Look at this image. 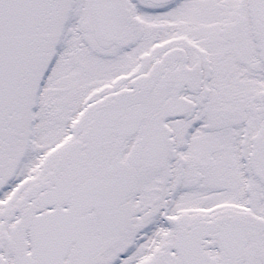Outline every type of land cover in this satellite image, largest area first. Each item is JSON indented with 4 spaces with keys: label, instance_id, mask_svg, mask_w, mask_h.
Wrapping results in <instances>:
<instances>
[{
    "label": "snow or ice",
    "instance_id": "obj_1",
    "mask_svg": "<svg viewBox=\"0 0 264 264\" xmlns=\"http://www.w3.org/2000/svg\"><path fill=\"white\" fill-rule=\"evenodd\" d=\"M0 264H264V0H0Z\"/></svg>",
    "mask_w": 264,
    "mask_h": 264
}]
</instances>
